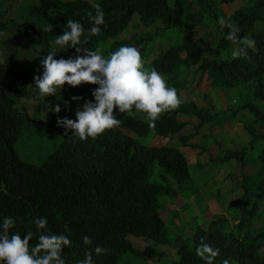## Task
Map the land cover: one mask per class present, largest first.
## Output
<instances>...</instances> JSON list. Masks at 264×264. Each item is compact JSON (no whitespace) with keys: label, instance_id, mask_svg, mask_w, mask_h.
<instances>
[{"label":"trees","instance_id":"trees-1","mask_svg":"<svg viewBox=\"0 0 264 264\" xmlns=\"http://www.w3.org/2000/svg\"><path fill=\"white\" fill-rule=\"evenodd\" d=\"M225 3L228 10L223 6ZM94 4L101 6L105 22L100 26L101 32L81 46L94 51L104 42L106 57L124 45L140 47L143 60L150 59L145 66L157 70L169 87L177 89L182 104L162 115L154 128L149 127L143 113L133 111L131 115H116L121 124L96 140L81 141L71 133L40 164H28L19 158L13 164L5 156L6 147L14 148L18 140L23 119L20 112L11 108L9 127L0 131V165L10 166L0 173V222L5 217L15 221L10 235L23 237L29 231L35 232L33 246L40 234L68 235L72 243L62 253L65 264H79L85 253L96 246L107 252L97 256L93 251L95 264H147L156 257L159 259L151 264H167L170 258L177 260L169 264H205L196 255L202 237L205 243L220 250L214 264H223L225 259L230 264H264V0H39L29 4L24 13L25 24H14L15 30L0 14V30L9 33L7 40L15 47V52L6 51L12 66L7 69L0 66V105L12 107L11 99L27 95L28 85L35 82L34 76L43 73L41 60L50 50L51 42L68 30V19L80 22L87 35L92 27L89 13H96ZM221 16L239 27L241 38L248 36L254 41V48L247 49V58H232L234 48L226 38L230 30L219 26ZM256 22H261L259 31ZM131 24L135 32L122 39ZM45 26L51 31H43ZM140 26L151 27V32L138 30ZM200 26L213 28L209 35L200 34ZM157 37L165 39L166 47L149 58L146 44L155 43ZM76 55L83 53L65 48L57 53L56 59ZM12 73L17 77L9 84L16 92L4 87ZM204 74L213 93L220 88L227 95V105L219 103L216 109V103L205 105L196 99L182 98L186 90L195 93L194 88ZM15 84L21 87L16 88ZM97 87L93 84L65 87L56 101L71 106L72 97L76 96L82 97L84 104L94 98L92 93ZM185 114L198 117L194 126L200 133L199 142L190 140L194 133H181L188 122L180 119ZM213 124L218 126L215 134ZM234 124L244 132L229 133ZM150 132L169 138L177 134L181 145L199 148L198 155L209 152L207 162L198 158L200 167H208L201 175L205 171L212 175L211 166L225 171L218 179H208L216 187L215 191L212 188V195L221 201V188L238 190L237 198L222 202L225 212L211 213L210 218L205 217L207 206L203 216L193 212L191 229V220L182 215L188 214L189 203L183 204L180 215L176 210L170 214L175 212L176 220L181 218L176 227L183 222L188 224L183 230L178 228L172 237L168 235L166 223L171 219L168 215L171 209L161 198L167 196L174 201L180 195L186 200L197 189L189 180L188 157L178 147H151L137 141V136ZM212 135L207 143L212 142L203 145ZM222 139H230L227 147ZM215 142L218 150L213 153L209 146ZM153 161L171 173L176 187L150 182ZM235 166L239 176L230 181ZM247 166H253V174H245ZM162 178L166 182L164 175ZM208 180L198 174V195ZM164 210H167L165 219ZM38 218L46 219L44 229L37 230ZM84 236L91 238V245L83 243ZM131 237L147 239L154 247L142 250L132 243ZM160 246L173 249L175 256L160 257L156 253Z\"/></svg>","mask_w":264,"mask_h":264},{"label":"clouds","instance_id":"clouds-1","mask_svg":"<svg viewBox=\"0 0 264 264\" xmlns=\"http://www.w3.org/2000/svg\"><path fill=\"white\" fill-rule=\"evenodd\" d=\"M25 1L30 4H36L39 0ZM19 2L20 0H5V4L1 7L0 1L2 20H8L14 30V24H25L24 19L16 18L11 14L12 11L19 7L21 8L20 4L17 5ZM93 7L96 13L95 15L89 13L92 27L88 29L87 35L80 22L68 19L66 24L68 30L63 31L62 34L58 35L51 42L50 50L41 60L43 67L42 75H35V82L29 84L33 90L28 89L26 96L16 97L32 99L23 100L20 105L22 109L15 107L16 99L14 98L11 99L12 102L14 101L12 107L4 104L0 105V131H7L11 108H13L23 115L17 135L18 139L27 123L29 125L32 124L41 134L45 133L51 136L52 130L62 132L63 139L53 149L52 152L54 153L71 133V136L81 141H87L88 139L96 140L105 134L106 131H114L121 124V120L117 118L118 115L115 113L117 109L120 114L124 115H131L133 111L143 113L147 117L149 127L154 128L156 121L162 115L175 111L180 107L182 100L178 95L177 89L169 87L167 81L157 70L154 68L149 69L145 66V62L147 63L150 59L143 60L139 50L140 47L124 45L119 47L118 50L109 53L106 57L104 56L105 52L101 53L98 46L94 48V51L81 46L86 45L91 36L98 35L101 32L100 26L105 22V14L101 6L94 4ZM23 11L25 13V10ZM257 23L261 22L255 23V27L259 31L262 25H257ZM218 24L221 29L228 28L230 30L226 38L232 42V48H234L231 53L232 58H247V49L254 48V41L248 36L241 38L238 35L240 31L239 27L226 21L223 16L218 18ZM37 27L39 28V26ZM211 28L213 27L200 26L198 30L200 34L209 35ZM43 31H51V28L45 26ZM7 37L10 40L9 33L0 30V66H4L6 69L12 66L10 60L7 59L6 51L15 52V47L10 44L11 42L7 40ZM160 38L165 41L163 37ZM154 44H152V41L146 44L149 58H153L151 53L155 48ZM65 48H73L78 54L83 53V55H76L68 59H56L57 53ZM227 53L228 55L230 54V52ZM16 77L17 75L12 73L4 84V87L10 88L9 81L15 80ZM88 84L98 85L92 93L94 98L91 101L88 100L82 104L81 99L83 98L76 96L72 97L74 104L71 106L62 105L56 101L63 88L69 86L78 88L87 86ZM15 87L20 88L21 86L15 84ZM12 91L16 92L14 89ZM4 100L7 101V99ZM42 107L48 112L47 118L34 116L37 109ZM26 108L30 111L32 110L33 113L29 114ZM192 117L198 120V117L191 114H185L180 119H183V121L187 120L186 125H192L191 131L188 133H194L195 140L193 141L199 142L198 130L196 131L194 126L197 120L192 121ZM187 130L184 129L181 133L184 134ZM215 133L216 131L213 132V134ZM211 138H213V135L209 139ZM234 139L238 140V138ZM229 140L222 139L224 147H227ZM211 142L206 143L204 141L203 145L208 146ZM5 156L11 158L13 164L17 163L19 156L16 151V144L12 149L6 147ZM194 158H196L194 155L188 157V161L191 162ZM21 162L30 164V162L22 159ZM9 167L0 165V173ZM253 172H245V174H253ZM173 186L176 187L175 181ZM204 188L209 187L204 186ZM206 218H210V216ZM46 224L45 218H38L35 221L37 230L44 229ZM14 225L15 221L11 217H5L0 222V264H65L62 253L64 249L70 248L72 243L68 235L63 233L58 235L40 234L38 242L33 246L31 241L35 232L29 231L23 237L15 233L10 235V229ZM65 229L67 230V226H65ZM82 239L86 246L92 244L89 236H84ZM93 251L97 256L106 254L107 252L106 249L96 246L94 250L85 253V259L79 261V264H95ZM196 255L205 261V264H214L216 257L220 255V250L218 248L214 249L205 243L202 237L199 246L196 248ZM223 264H230V262L228 259H225Z\"/></svg>","mask_w":264,"mask_h":264},{"label":"rangeland","instance_id":"rangeland-1","mask_svg":"<svg viewBox=\"0 0 264 264\" xmlns=\"http://www.w3.org/2000/svg\"><path fill=\"white\" fill-rule=\"evenodd\" d=\"M0 1H1V7H2V5L5 4V0H0ZM18 4H20L22 9L19 7L16 10L12 11L11 14H12V16H14L16 18L24 19V11L23 10L26 11L28 9V6L30 3H27L25 0H20V2L17 3V5ZM223 6L226 10H228V8H229L228 4L225 3V4H223ZM258 24H261V23H257V25ZM138 30H142L144 32H151V28H144L142 26H140L138 28ZM134 32H135V28L133 27V24H131L128 31L126 32V34L123 35L121 38L127 39ZM154 45H155V48H154L153 52L151 53V56H154L155 54H157L159 52L160 49L164 48L166 46V41H164L160 37H157ZM105 46H106V43H104V42L98 44V47H99V50L101 51V53L103 52ZM28 89L33 90L32 86H30V85H28ZM194 91H195V93H191L188 90L184 91L182 98L183 99H184V97H189L192 99L194 98V99L198 100L199 103L205 104V105H208L209 102L216 103V105H217L216 109L219 107V103L223 104V105H227V102H226V101H228L227 95H225L220 88H216V91L213 93L211 90L210 83H209V78L206 76V74L203 75L202 81L195 86ZM26 99L31 100L32 98H25V97L16 98L15 107L22 109V107H20L21 102L23 100H26ZM26 110L29 112V114L33 113L32 110L30 111L27 108H26ZM115 113L117 115L119 114L118 109L116 110ZM34 116L41 117V118H47L48 112L43 107L38 108L37 111L35 112ZM191 119H192V121L197 120L195 117H192ZM191 127H192L191 124L186 125L184 127V129H188V130L185 133L190 132ZM232 127H233V131H237V132H233V131L229 130V133H237L238 135H240V133L244 132L243 128H240L239 125H237V124H234ZM213 130L218 131V126L216 124L214 125ZM199 135H200V133L198 134V136ZM177 138H178L177 134L169 138V137H162V136L154 135L152 132H150L144 136H137L136 137L137 141L140 144H145V145L155 146V147L175 146V147H178L187 157H191L193 155L196 157V158H194L193 161H191V162L189 161L190 162V173H191L189 180H190V183L192 184V186H194L197 189V192L193 193L191 195V197L186 198V200L184 199V197H181L180 195H177V197H175L174 201L170 200L167 196H164L161 198V201L163 203H165L167 209H171L169 211V214H168L171 217V219H170V221H168L166 223V230L168 232V235L171 237L175 234V231L178 228H182V230H183L185 225L188 224V222H183L182 226L180 225V227L179 226L176 227L177 224H180L181 218L179 220H176L175 212L170 214V212L172 210H176V213H178V215H180L179 211H180L181 207L183 206V204L189 203L188 204V207H189L188 214L185 215V213L183 212L182 215H184V217L187 216L186 220L187 219L191 220L190 228L192 229L193 228V219H192V217L190 218V216L192 215L193 212H195L196 214L201 213V215L203 216V213L205 211L206 206L208 207V210L205 212V214H206L205 217L209 216V214L211 212H225V208H224L222 202L228 203V201L231 198H237L238 197V190L237 189H229L228 187L221 188L222 192H223L222 196L220 197L221 201L219 199H217L216 197L212 196L211 190L213 188V190L215 191L216 187H213L215 184L212 186V184H210V182L214 179H218L221 176H224L225 171H223L222 168L215 169L214 166H211L212 175L209 174L210 172H206V171L203 173V175H201L200 172L206 166L200 167V165L198 164V158L202 163L207 162L209 160L208 159L209 152L203 151L202 153H199V155H198L197 151L199 150V148H192V147L187 146V145L183 146L179 143V140H177ZM240 138L244 139L246 137L240 136ZM62 139H63V134L59 130H52V133L50 136V135H47L45 133H43V134L39 133L32 124L29 125L27 123L24 126L22 133H21V135H20V137L16 143V151H17V154H18L20 159L27 161V162H30V163L33 162L36 164H40L46 158V156L50 152L53 151L55 146H57L62 141ZM193 140H195L194 137L191 138V141H193ZM204 141L207 143L209 141V138H206ZM209 149L211 152L216 153V151L218 150L217 143L215 142L214 144L210 145ZM235 167L232 169V175L233 176L230 177V181L235 180L237 178V176H239V170L237 167L236 168ZM251 167L253 168V166H251ZM207 168L208 167H206L204 170H206ZM252 168H250L248 166L245 169V172L251 173L253 171ZM198 174L204 180H208L211 177H213L211 179V181L208 180L209 183H208V185L205 186V187H210V188H201L199 190V195H198V187H200V183H198ZM162 175L165 176L166 182L162 178ZM149 180H150V182H164L165 185L174 183L171 173L166 171L162 167H160L155 161L152 164V172L149 176ZM185 188H186V186H185ZM191 208L193 209V211L191 210ZM166 214H167V210H164L162 212V217L164 219L166 218ZM262 220H264V218ZM260 221L261 220L256 221L255 224L260 223ZM130 239L136 247H138L142 250L151 249L154 247L153 245H151V243L147 239H137L134 237H131ZM156 251H157L156 252L157 255H159L162 258H166V256H173V257L175 256L174 250L171 248L165 247V246H160L158 249H156ZM158 259H159V257H156L155 259L151 258L150 261L147 262V264H151L152 262H154ZM176 260H177V258H170L166 262H167V264H169L170 262H175Z\"/></svg>","mask_w":264,"mask_h":264}]
</instances>
